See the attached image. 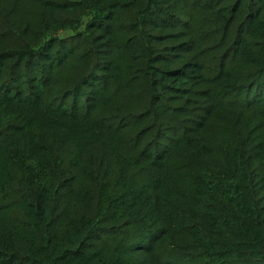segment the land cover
Wrapping results in <instances>:
<instances>
[{"label": "trees", "instance_id": "obj_1", "mask_svg": "<svg viewBox=\"0 0 264 264\" xmlns=\"http://www.w3.org/2000/svg\"><path fill=\"white\" fill-rule=\"evenodd\" d=\"M0 264H264V0H0Z\"/></svg>", "mask_w": 264, "mask_h": 264}, {"label": "rangeland", "instance_id": "obj_2", "mask_svg": "<svg viewBox=\"0 0 264 264\" xmlns=\"http://www.w3.org/2000/svg\"><path fill=\"white\" fill-rule=\"evenodd\" d=\"M91 16H88L87 18H85L84 22H86Z\"/></svg>", "mask_w": 264, "mask_h": 264}]
</instances>
